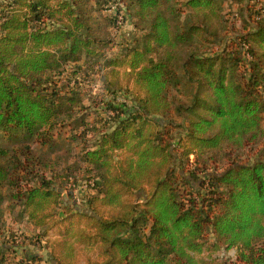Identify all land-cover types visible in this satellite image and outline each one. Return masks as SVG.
<instances>
[{"label": "trees", "instance_id": "1", "mask_svg": "<svg viewBox=\"0 0 264 264\" xmlns=\"http://www.w3.org/2000/svg\"><path fill=\"white\" fill-rule=\"evenodd\" d=\"M234 1L240 30L223 0H0V203L54 264H264V2ZM120 13L133 35L116 54ZM79 63L132 104L82 151L85 206L60 214L64 177L31 143L82 108L62 77Z\"/></svg>", "mask_w": 264, "mask_h": 264}, {"label": "rangeland", "instance_id": "2", "mask_svg": "<svg viewBox=\"0 0 264 264\" xmlns=\"http://www.w3.org/2000/svg\"><path fill=\"white\" fill-rule=\"evenodd\" d=\"M258 2H264V0L257 1V4ZM241 6V2L223 0L225 12L231 10L237 12L235 30H240L243 26L240 18ZM112 11L106 10L98 14V20L102 27H105L107 23L108 16L106 14H111ZM132 35L133 27L127 22H124L116 32L112 31L110 38L117 46L115 48L119 50L114 53H120L123 43H130ZM114 53L108 51L106 56L109 57ZM79 66L84 70L83 74L72 75L68 73L70 66H67V71L62 77L63 80L69 81L76 79L75 87L81 97L82 108L76 110L71 118L63 117L53 130L52 143L45 145H40L37 142L31 143V149L37 156L52 162L50 170H44L45 175L49 177L51 174H60L64 177L61 183L54 182L55 187L62 193L58 210L60 214L73 206H85L84 200L91 192V185L86 178L87 168L81 162L82 151L84 148L94 145L103 130L108 131L111 128L113 125L111 118L115 114L113 107L120 110L121 107L125 108L132 104L129 94L107 92L100 82L101 73L97 69L92 72L87 69V65L79 63ZM37 230L32 229L18 203L9 200L0 203V253L3 252L6 264H54L49 258L46 237L38 235L42 229ZM49 235L51 236L49 239L54 238L52 231ZM212 242L213 238L209 237L205 243L204 255L209 252ZM234 253V249L222 247L213 252L212 256L221 258L224 255L223 258H225L232 257Z\"/></svg>", "mask_w": 264, "mask_h": 264}, {"label": "built area", "instance_id": "3", "mask_svg": "<svg viewBox=\"0 0 264 264\" xmlns=\"http://www.w3.org/2000/svg\"><path fill=\"white\" fill-rule=\"evenodd\" d=\"M124 22H125V19H124L123 14L122 13L118 14L117 20H116L117 27L118 28L122 27Z\"/></svg>", "mask_w": 264, "mask_h": 264}]
</instances>
